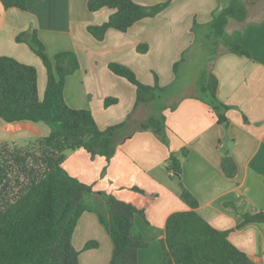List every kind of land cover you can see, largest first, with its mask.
I'll list each match as a JSON object with an SVG mask.
<instances>
[{
  "label": "crops",
  "instance_id": "crops-1",
  "mask_svg": "<svg viewBox=\"0 0 264 264\" xmlns=\"http://www.w3.org/2000/svg\"><path fill=\"white\" fill-rule=\"evenodd\" d=\"M87 1L26 0V10L5 9L0 2V55L36 68L38 97L42 99L45 67L25 42L15 41L20 32L35 28L50 59L60 51L77 56L78 69L64 80L63 97L68 106L89 110L100 129L122 122L128 115L130 121L142 120L148 116L144 114L147 107L134 108V86L112 73L108 64L128 66L144 84H153L154 74L160 86L172 84L176 79L173 64L186 62L188 51L197 43L207 44L196 30L204 31L218 0H170L156 16L138 20L125 32L110 28L102 40L93 38L87 26L101 24L113 10L104 7L90 12ZM132 1L154 5L167 0ZM222 37L240 43L250 53L246 57L226 52L220 44L210 60L219 79L218 98L229 106L227 125L218 123L209 106L194 94L185 93L172 100L178 102L175 109L164 111L167 146L145 130L134 132L120 144L108 162L102 156L91 158L82 149L65 152L64 169L94 190L124 201L142 197L132 186L156 193L144 216L134 217L140 233L152 238L147 247L138 249L137 264H163L165 221L171 213L189 209L179 198L178 181L170 178L165 167L170 151L178 153L182 148L186 156L180 159L181 180L198 202L196 212L214 228L227 231L229 241L253 262L264 264L263 226L237 227L244 214L264 212V15L258 20L249 14L243 22L230 20ZM108 97L116 102L104 106ZM48 132L43 122L10 128L0 118V142L24 145ZM226 150L236 164L233 177L221 168ZM90 240L97 241V246L84 249ZM72 245L79 251L80 264L110 262L113 244L95 212L79 217Z\"/></svg>",
  "mask_w": 264,
  "mask_h": 264
},
{
  "label": "trees",
  "instance_id": "trees-1",
  "mask_svg": "<svg viewBox=\"0 0 264 264\" xmlns=\"http://www.w3.org/2000/svg\"><path fill=\"white\" fill-rule=\"evenodd\" d=\"M0 2L5 9L26 10V0ZM169 3L170 0L154 5L132 0H88L90 12L104 7L113 12L101 24L88 25L87 31L102 40L108 29L125 32L138 20L156 16ZM247 14L242 0H218L204 31L198 27L196 32L207 42L205 47L211 45L214 56L221 44L226 52L248 57L250 53L240 43L222 41L229 21L243 22ZM15 41L25 42L40 58L46 70V87L39 99L36 68L0 55V118L10 128L43 122L49 132L26 145L0 142V264H80L72 234L84 212L97 214L112 241L109 264H137V251L148 246L149 238L137 229L134 217L144 216L157 198L156 193L132 186L130 189L142 197L119 200L80 182L62 163L67 150L78 149L87 151L91 158L102 156L108 162L118 146L136 131L149 130L167 146L164 111L175 109L178 102L172 100L180 94L174 96L175 92L170 91L174 84L160 86L155 74L153 84H144L131 68L111 62L109 70L134 86V108L144 105L149 113L137 121H130L128 115L124 121L100 129L89 110L72 108L63 97L65 78L79 67L75 53L60 51L50 59L35 28L20 32ZM180 63L173 64L174 73ZM218 89L219 79L212 65L204 72L203 81L193 87L195 98L209 106L218 123L227 125L225 113L229 106L219 100ZM115 102V98L108 97L104 106ZM185 156L184 148L178 153L170 151L165 164L170 178L178 181L179 198L189 209L171 213L165 221L161 240L163 264H256L229 241L227 231L214 228L196 212L198 202L181 180L180 159ZM221 168L228 177L236 173L228 150L222 156ZM250 223L261 224L264 230V212L244 214L237 227ZM97 244L90 240L83 248H95Z\"/></svg>",
  "mask_w": 264,
  "mask_h": 264
},
{
  "label": "rangeland",
  "instance_id": "rangeland-1",
  "mask_svg": "<svg viewBox=\"0 0 264 264\" xmlns=\"http://www.w3.org/2000/svg\"><path fill=\"white\" fill-rule=\"evenodd\" d=\"M242 1L244 2L248 10V14L252 20H258L264 15V0ZM222 41H224L223 37ZM188 53V59L186 60V62L180 63V65L176 69V73L174 74V76L176 75V79L174 77L175 80L173 79L174 81H172L174 87L170 89V91L175 92L174 96H176L177 94L182 95L185 93L195 94V91L193 90L194 84H200L203 81L204 72L208 71L211 67L210 59L212 57L214 58V52L211 50V45L203 47L202 43H197L196 45L192 46L191 50L188 51ZM147 112L149 113L147 108H145L144 114H148ZM147 238H149L150 243V240H152V238Z\"/></svg>",
  "mask_w": 264,
  "mask_h": 264
}]
</instances>
